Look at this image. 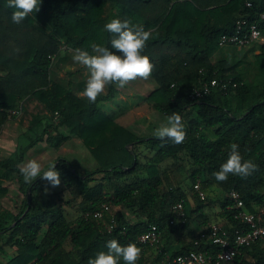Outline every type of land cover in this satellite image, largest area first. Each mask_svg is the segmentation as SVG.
<instances>
[{"label": "trees", "instance_id": "obj_1", "mask_svg": "<svg viewBox=\"0 0 264 264\" xmlns=\"http://www.w3.org/2000/svg\"><path fill=\"white\" fill-rule=\"evenodd\" d=\"M263 9L264 0H41L38 13L14 24V9L0 0V66L7 70L0 74V135L26 100L37 101L44 110L33 115L9 154L0 156V264H88L98 252L107 251V241L136 243L152 225L159 227L161 242L158 249L148 248L137 264H173L174 257L190 250L218 253L219 247L211 243L195 246L196 236L188 248L174 252L162 244L165 236L189 230L196 212L182 185L174 183V173L187 165L191 189L199 183L206 193L215 190L213 199L196 192L194 197L200 208L219 205L222 226L231 236L239 227L228 209L232 190L240 193L249 212L264 206V50L256 55L254 75L239 61L211 60L222 35L232 32L240 19L259 20ZM116 18L152 32L142 54L154 65L151 77L157 87L147 101L166 118L173 112L182 116L187 133L183 143L146 139L103 111L98 104L121 91L115 84L94 104L81 97L89 73L73 61L74 52L95 54L94 44L115 51L113 34L104 26ZM212 79L237 86L227 94L213 89L203 98L191 97ZM72 139L89 150L94 169L81 170L64 156L42 168L55 163L63 191L72 196L67 203L76 202L78 214L69 219L53 194L45 192L50 189L47 181L38 177L26 183L19 168L38 145L59 150ZM232 143L258 170L218 183L212 174L226 162ZM141 145L149 155L140 151ZM7 180H16L24 196L19 211L3 205L10 193ZM180 200L188 218L182 227L170 224ZM103 203L112 211L94 218ZM202 215L205 222L210 219ZM112 218L115 224L109 230ZM232 264H264V239Z\"/></svg>", "mask_w": 264, "mask_h": 264}, {"label": "clouds", "instance_id": "obj_2", "mask_svg": "<svg viewBox=\"0 0 264 264\" xmlns=\"http://www.w3.org/2000/svg\"><path fill=\"white\" fill-rule=\"evenodd\" d=\"M40 5L41 0H7V6L14 9L11 15L14 24L22 23L33 12L38 13ZM104 28L113 34L110 44L111 49L115 51L94 44L92 51L95 54L76 49L73 55V61L85 67L89 73L80 95L93 104L104 94L108 86L115 84L123 89L137 79L147 80L154 67L150 57L142 54L152 37L151 31L119 18L112 19ZM154 135L162 141L183 143L187 133L182 116L173 112L167 117L166 124L156 128ZM257 170L258 165L251 159H245L239 150V145L232 143L226 162L221 164L219 170L212 175L218 183H224L230 175L247 178ZM19 172L26 183H33L39 177L47 181L51 188H57L61 184L60 172L56 169L55 163L42 172V165L37 160L30 159L19 168ZM47 191L46 188L45 192ZM106 248V252L100 251L94 258H90L88 264H120L121 260L124 264H137L142 251L135 243L122 246L115 239L107 241Z\"/></svg>", "mask_w": 264, "mask_h": 264}, {"label": "built area", "instance_id": "obj_3", "mask_svg": "<svg viewBox=\"0 0 264 264\" xmlns=\"http://www.w3.org/2000/svg\"><path fill=\"white\" fill-rule=\"evenodd\" d=\"M248 6H251L248 3ZM259 46L261 51L264 50V9L259 15V20H250L247 18L240 19L235 25V29L221 36L219 47L234 46L244 48ZM237 83L231 84L225 80L212 79L205 82L202 86L192 93V98H203L209 95L213 89H218L227 94L231 88H235ZM264 138V136H263ZM195 192L200 198H205V192L201 189L200 184L194 185ZM231 204L228 209L232 211L235 219L239 222V227L234 229L233 235L228 228L220 224H210L205 230L200 231L194 238V245L213 244L219 247V252L214 254L211 251L190 250L187 253L179 254L173 258V264H223L232 263L236 259L245 256V249L264 239V206L259 207L255 212H249L245 208V203L236 190H232L229 195ZM175 218L170 220L173 226L182 227L187 223V212L184 200H180L173 207ZM111 206L103 203L102 206L93 212V217L103 219L105 213L111 212ZM89 216V214H88ZM115 219L112 218L111 224L106 227L112 230ZM161 242V232L159 227L152 225L145 233L140 235L136 245L141 248V255L148 248L159 247ZM162 250L159 249V252Z\"/></svg>", "mask_w": 264, "mask_h": 264}, {"label": "crops", "instance_id": "obj_4", "mask_svg": "<svg viewBox=\"0 0 264 264\" xmlns=\"http://www.w3.org/2000/svg\"><path fill=\"white\" fill-rule=\"evenodd\" d=\"M260 53L261 49L257 45L244 48H236L234 46H222L219 47L216 53L211 56V60L213 62H216L218 59L225 58L231 61H239L241 68L246 70L249 75H254L258 69L256 55ZM1 69H3V72L0 74H5L7 72V70L3 67H0V72ZM251 70L252 72H250ZM156 87L157 85L155 84V81L150 77L147 80L137 79L135 81L130 82L125 88L121 89L120 93L117 94L113 99L101 101L98 105L103 111L114 116L119 123L131 129L136 134L143 136L147 139L149 137L155 136L154 132L156 128H158L162 124L167 123V118L156 110H154L147 101V96L153 90H155ZM30 100L31 99H28L24 102L23 107L19 112V115L25 109H27V101H35L33 99L31 101ZM113 100H117L119 102V109L118 111L109 113L104 109V103H109ZM42 109L43 108L41 107L40 112L38 113L44 112V110ZM30 126L31 124L29 123V125L24 130L28 129ZM210 135L213 136V134L211 133ZM140 151L144 152L145 155L150 154L147 150H145L144 145L140 146ZM182 168L187 169L183 170ZM178 170L188 172V167L187 165H184L176 169V171ZM191 187L192 184L189 187V190H191L192 193L190 192V194H188V192H186L188 194L190 206L196 210V212L191 218V227L189 230L183 232L175 231L172 234L167 235L163 238L162 244L169 252L188 248L191 244L192 239L197 236V234L201 230H203V228L208 227L210 224L224 225V221L219 216V205H217L215 209H212L211 212H209V210L207 209L209 205L205 204L204 207L200 208L197 199H195L194 197L195 190L191 189ZM202 214H206L210 217V219L205 222L206 219Z\"/></svg>", "mask_w": 264, "mask_h": 264}, {"label": "rangeland", "instance_id": "obj_5", "mask_svg": "<svg viewBox=\"0 0 264 264\" xmlns=\"http://www.w3.org/2000/svg\"><path fill=\"white\" fill-rule=\"evenodd\" d=\"M216 53V52H215ZM213 53V55L215 54ZM2 67V66H0ZM3 72V69H1V72ZM252 72V70L250 71ZM150 78H152L150 76ZM156 84V83H155ZM31 101V100H30ZM27 109H25L20 115L13 121H11L4 129V132L0 135V156H5L9 154V152L12 150V145L14 144L15 139L17 136L30 124L33 122V115L35 113L40 112L41 106L35 102L27 101ZM117 100H113L109 103H104V109L108 111L109 113L118 111L119 105ZM116 106V107H114ZM58 156H64L68 158L70 161H72L78 168L81 170L86 169H94L96 167V162L91 156L89 150L82 146L81 141L78 139H72L70 142H68L65 147H62L59 150L53 149L49 147L47 144H40L37 147H35L33 150H31L26 158V163L30 159L37 160L41 165L42 168L46 165H49L52 161H54ZM23 163V164H24ZM183 170H186L187 168H182ZM176 171L174 173V183H180L184 189L185 192L192 193L191 190H189V187L191 186V181L188 180V172L186 171ZM6 184L10 188V193L7 197L3 200V205L7 208L13 209L15 211H19V208L21 207L22 200L24 198L23 194H21L18 191V184L16 180H7ZM48 192L53 194L54 200L62 205L63 210L66 214V216L69 219H73L78 214V209L75 201H72L70 203H67L72 199V196L69 194L68 191H63L64 184L61 181V184L57 188H51ZM201 187V186H200ZM215 191V190H214ZM213 190L209 191L208 193L205 192V196L209 195L211 198H215V193ZM217 207V204H210L207 209L209 212L212 211V209H215ZM172 252V251H170ZM223 264H232V263H223Z\"/></svg>", "mask_w": 264, "mask_h": 264}]
</instances>
